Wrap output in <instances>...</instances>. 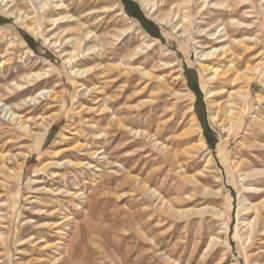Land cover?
<instances>
[{
	"label": "rangeland",
	"instance_id": "rangeland-1",
	"mask_svg": "<svg viewBox=\"0 0 264 264\" xmlns=\"http://www.w3.org/2000/svg\"><path fill=\"white\" fill-rule=\"evenodd\" d=\"M41 1H0V92L26 74L48 73L0 105V264H264V174L245 177L264 169V0H212L230 4L222 9L203 7L204 0H156L152 11L142 0H65L77 30L96 34L81 45L67 31L56 35L69 24L58 29L41 20ZM136 6L145 20L127 12ZM231 25L232 37L258 40L249 50L235 45L214 78L197 53L223 45L210 34ZM97 44L103 54H88ZM75 45L81 55L74 66L102 64L99 70L74 76L64 58ZM256 65L249 83L237 76ZM41 89L57 98L26 107L27 136L8 109ZM237 90L245 98L230 96ZM234 101L239 115L229 131L224 111ZM194 175V182L185 178ZM246 197L258 211L242 210ZM244 220H254L250 240Z\"/></svg>",
	"mask_w": 264,
	"mask_h": 264
},
{
	"label": "bare ground",
	"instance_id": "bare-ground-1",
	"mask_svg": "<svg viewBox=\"0 0 264 264\" xmlns=\"http://www.w3.org/2000/svg\"><path fill=\"white\" fill-rule=\"evenodd\" d=\"M0 1L4 2L5 0H0ZM167 1L170 2V0H167ZM211 2H213V1L211 0L209 2L208 0H204L203 7H205L207 5L210 6ZM142 3L145 5L146 9L148 8L149 11H152V9H154L156 4H157L156 0H142ZM187 3H189V2H186V4ZM6 5H8V4H6ZM39 5H40V10L42 12L41 16H39V17L41 18L42 21L43 20H45V22L48 21L52 26H56L58 29H60L62 27L61 23H67V24L70 25L69 28L63 29L59 33H57L56 35H58V37H60L62 33H65L67 31V34H71V35H76L77 36V37H75L72 40V42H77L80 45L84 41H89L93 37H95L96 34L93 35V31L83 28V25H80V29L77 30V25H73V24H76V21H75L76 18H75L74 15H70V13H69L70 6L65 2V0H43V1L40 2ZM181 6H182V3L178 2L177 3V12H176L177 14L182 11V7ZM224 6H225V8L226 7L229 8L230 4H227L226 2H219V1L213 2V7H215V8H218V9L221 8L222 9ZM10 9L12 10V8H10ZM11 13H16V12L12 10ZM28 17H29V15H26V16H22V15L19 16L18 15V16H16V18H17L16 20L23 21L24 19H28ZM189 17H190V15H188V14L184 15V17H183L184 21H186V19H189ZM48 22H46V23H48ZM27 23H29V22H27ZM231 23H232V25H235L236 23H238V25H239L242 22L234 21V19H233V21ZM232 25H231V29L227 30V32H225V33H222V29H221L220 31L216 30V31H214L213 33L210 34V36H211L210 39H212L216 43H223V45H221L220 47H214V46H211L210 48L206 47L205 50L199 51L197 53L198 54V59L200 61L201 68L205 72L209 71L212 74V77H214V78H216L219 75H221V73L224 71V69L221 67L220 62H222V59L225 56H227L228 54L230 55V54L234 53L235 45L241 46L245 50H249V49H251V45L249 43L251 41H255L256 39L258 40V38H256L255 36H248V35H245V36H243L241 38L232 37L231 32H233L235 30L234 28H232ZM241 25H243V24H241ZM178 26H175V28L177 29ZM250 26H251V24H248V25H244L243 27H250ZM28 27H30L33 30L36 29L35 25L32 26V24H31V26L29 25ZM181 27H183V25H181ZM52 29H54V28H52ZM80 31L83 32L82 36L77 35L78 34L77 32H80ZM246 32H248V29L246 30ZM60 39H58V40H56L54 42L51 41V43H53L54 47H59L61 45V43L57 44L59 41H63L62 40L63 38L61 40ZM49 41H50V39H49ZM99 46L100 45L97 44V45H95L93 47L87 48L86 51L88 52V54H99V55H102L103 53H101L100 49H97ZM104 47L105 46L102 44V50L104 49ZM207 48H209V49H207ZM78 49H79V47L77 45H75L74 46V51H70L69 53H66L67 57L64 58L67 64L73 65L72 72H73L74 76L75 77H87L88 73H90L92 70H96V69L99 70V67L102 64H99L96 67H91V68H87V69L78 68V67L74 66V62L81 55V53H80V51H78ZM140 49H142V48H140ZM5 64H6L5 61H0V68L6 67ZM119 65H120V67L124 66L122 64H119ZM259 68H260L259 65L252 66V67H247L242 72L238 73L237 76L239 78L244 79L245 82L249 83L253 79V77H254L253 75L257 74V71H258ZM134 70H136V68H134ZM139 70L143 71L144 75H146V76H152V73L149 70H146L145 68H142V69H139ZM47 74H48L47 72H42V71L41 72H33L31 74H26V75L23 76L22 82L16 81V82H13L12 85L6 86V90H8V92H4V93L0 92V105L2 104V100L11 101V100H15V99L20 98V95H23V92L25 90L29 89V87L32 86L35 81L42 80V79L44 80V78L47 76ZM18 91H21V92L18 93ZM230 96H233V97L237 96V98L243 99V98H245L246 95L243 92H240V91L237 90V91H232L230 93ZM46 97L53 98V99L57 98L54 89L50 90V91H47V89H41V90L37 91V93L35 95H31V96H28L26 98H23L20 102L13 104V106L10 105L9 109H8L9 111L12 112L10 114V117H9L10 122L12 124H15V125L18 124L19 125V129L22 132H25V134H27V136H32L33 132L31 130V127H30L29 123H28L29 119L25 118V115L22 114V113H23L24 110L27 109L26 107L31 102L41 103L40 100L41 99H45ZM228 103H229V101H228ZM235 105H237L236 102L235 103H231V105L227 104L225 106V111L224 112L227 115V120L230 122L229 131L233 130L234 124L237 121L238 115H239V111H237L235 109L236 108ZM3 106L8 107V105L6 103L3 104ZM18 111L21 112V113H18ZM213 118L214 119H218V113L214 114ZM31 119L32 118H30V120ZM41 119H44V117L42 116ZM41 124L44 125V129H47V128H49L50 122L47 123V124L42 122ZM198 141H197L198 142V146L203 147V148L206 146V142H205L204 138H199ZM190 152L187 151L188 154H190ZM0 160L1 161L5 160V156L0 154ZM211 162H212V156L209 157L207 163L210 164ZM3 165H4V163H3ZM251 174H258V175L261 174V176H262L264 174V169H260V168L259 169H254V170L248 172L245 177L251 176ZM194 176H190V177H188V176L186 177L185 176V178L189 182H194L196 180V176L195 177ZM241 176H242V174H241ZM250 187L253 188L252 185H250L249 188ZM255 189L259 190V188H255ZM261 204L264 206V199H262ZM259 206H260L259 203H253L251 201L249 202L247 197L243 198L241 200L242 210H244L246 212H249L251 210H257L258 211L259 208H260ZM171 209L175 210V212L178 213V214L179 213L180 214H184L185 212H187L185 210H177L176 208H173V207H171ZM244 222L246 223L245 224L246 226L250 225V233L247 234V236H246L250 240L251 237H252L253 230H254V223H253L254 220H252V221H250V220L249 221H245L244 220ZM215 240L216 239L214 238L211 241L210 244L213 245L216 242Z\"/></svg>",
	"mask_w": 264,
	"mask_h": 264
},
{
	"label": "trees",
	"instance_id": "trees-1",
	"mask_svg": "<svg viewBox=\"0 0 264 264\" xmlns=\"http://www.w3.org/2000/svg\"><path fill=\"white\" fill-rule=\"evenodd\" d=\"M125 4H127V6H128V2H126V0H125ZM127 12L129 14H131L133 17L141 19V21L145 20V17H143V15H141V12H140V10H139V8L137 6L135 7V12H132L130 9H127ZM191 86H192V89L194 90V92L199 97V101L196 104V109H197V113L199 115V118H200V120H201V122L203 124L207 142L210 144V146L212 148H214V146H215V144L217 142V139H216V137H214V139L211 138V130L209 129V127L207 125V118H206V115H205L206 111H205V106H204L203 101H202V94H201V92L199 90V87H198L197 83H194Z\"/></svg>",
	"mask_w": 264,
	"mask_h": 264
}]
</instances>
